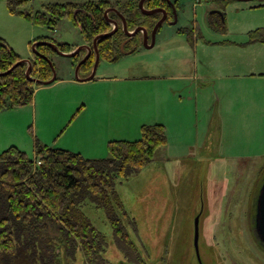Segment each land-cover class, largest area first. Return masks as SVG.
I'll list each match as a JSON object with an SVG mask.
<instances>
[{"label": "rangeland", "instance_id": "rangeland-1", "mask_svg": "<svg viewBox=\"0 0 264 264\" xmlns=\"http://www.w3.org/2000/svg\"><path fill=\"white\" fill-rule=\"evenodd\" d=\"M48 1L31 0L27 7L42 9ZM0 4L1 8L5 4L8 8L5 0H0ZM174 4L177 21L173 23L175 18L166 19L153 47L143 46L124 53L115 61H100L96 77L116 75L120 80L103 83L58 80L59 85L56 79L50 84L35 86L32 103L0 111V153L16 145L35 159L36 143H40L81 151L86 158H107L108 141L137 140L142 136L143 124L165 120L170 121V131L166 130L169 138L181 135L176 114L183 107L181 115L189 116L193 105L179 103L177 95L171 93L175 82L171 75L179 70L193 74L195 61L209 59L216 62L238 57L211 46L192 48L194 44L188 43V34L193 39L197 31L209 34V17L216 11L219 16L223 14L228 36L244 41L249 30L264 28V0H174ZM215 15L213 13L212 18L218 19ZM25 22V25L2 23L3 32L9 37L17 36L19 30H26ZM29 24L36 36L52 37L61 43L83 44L79 26L69 18L62 19L56 30ZM212 33L218 39L228 37L218 31ZM21 45L22 48L17 46L21 53L29 55L31 52ZM257 52L264 57V42L263 46L257 47ZM52 60L59 77L76 79L72 57L53 53ZM85 97L89 100L82 110ZM262 100L259 107L264 111V98ZM181 120L185 125L184 133L188 132L189 137L195 135L198 128L194 122ZM234 132L233 142L225 143L224 149L228 152L229 146L235 153H240L239 156H218L217 132L211 135L206 146L194 148L197 155L171 157L160 148L154 159L139 171L115 179L116 191L126 212L119 215L144 258L142 262L129 259L125 249L118 246L105 210L91 199L85 200L83 210L105 236L103 255L108 264H264V244L258 242L249 219L254 209L252 201H257L264 181V153L242 156L243 152L258 150L260 146L264 151V131L259 136L256 130ZM38 160L41 159H35ZM202 204L205 209L199 212ZM200 213L203 227L199 257L194 245V224ZM255 214L256 207L252 213L254 218ZM49 228L54 236L57 235L54 239L58 253L56 264H87L79 246L71 252L65 246L63 236L54 232L57 229ZM212 230L213 235L210 234ZM17 260L4 257L0 258V264H18Z\"/></svg>", "mask_w": 264, "mask_h": 264}, {"label": "trees", "instance_id": "trees-1", "mask_svg": "<svg viewBox=\"0 0 264 264\" xmlns=\"http://www.w3.org/2000/svg\"><path fill=\"white\" fill-rule=\"evenodd\" d=\"M5 1L12 14L52 30H56L62 19H71L79 26L83 42L91 45L96 36L113 29L105 16L110 7H116L125 15L129 30L144 26L151 32L161 16L160 13L143 14L139 7L140 0H49L42 9L37 10L27 7L31 0ZM162 1L168 8L169 18L173 17L171 6ZM159 5H163L161 0L145 2L148 9ZM108 16L118 21L119 27L113 35L98 41V49L101 60L115 61L124 54L121 44L128 39V35L119 14L110 12ZM218 18L211 21L212 28L226 32L223 14ZM250 39L264 42V28L252 31ZM38 40L52 41L64 52L78 47V44L61 43L47 36L35 38L34 42ZM189 41L192 42L190 35ZM133 47H136V51L143 47L142 32L133 36L125 49ZM37 50L39 54H34L32 59L31 77L40 81L49 80L53 70L44 55L51 59L56 52L47 44H39ZM82 53L72 57L74 65L81 60ZM95 57L93 53L81 65L80 76L91 73ZM22 59L7 40L0 37V72L15 66L9 73L0 75V111L32 103L35 86L41 85L26 75L28 64ZM167 143L165 125L154 123L143 124L142 136L137 140L108 141L107 158H86L80 152L36 143L35 159L42 160L40 165H36L35 159L16 145L4 150L0 153V258L18 259V264H56L58 253L54 239L57 235L49 231V227L53 226L57 229L54 232L63 236L65 246L71 252L76 246L83 250L87 264H108L103 255L105 236L92 224L82 207L85 200L91 199L96 206L105 210L112 223L116 243L125 249L128 258L144 261L119 215L125 212V208L116 191L115 179L139 171ZM252 205L254 209L249 214L251 227L262 244L252 215L256 199Z\"/></svg>", "mask_w": 264, "mask_h": 264}, {"label": "crops", "instance_id": "crops-1", "mask_svg": "<svg viewBox=\"0 0 264 264\" xmlns=\"http://www.w3.org/2000/svg\"><path fill=\"white\" fill-rule=\"evenodd\" d=\"M2 7L3 8L0 6V37L6 39L8 44L23 58L32 60L34 57L32 44L35 38L43 36H36V31L33 29V26H29V23H31L29 20H26L29 22H25L23 17L12 14L6 7V4ZM216 7L219 8L218 6ZM213 13H216L217 17H220L218 16L219 12L214 11ZM212 14H210L209 17L210 27L207 30L209 34L205 33L204 31H197L195 39L191 37L192 42L187 39L188 43L194 44V46L192 45V48H198L200 45H202L204 46L203 49H205L206 46H211L216 47L215 50H221L225 54L235 53L238 57L233 58L231 56V59L229 60L216 62L209 59L195 61L193 62L194 65L192 64V68L194 70L193 74H188L179 70L175 75H171L175 80L174 86L171 87V90L173 91L171 93L177 95L179 103H189V105H193V110L191 113H189V116L188 114L186 117L181 115L183 112V107L179 110L178 115L176 114L177 127L183 133H181V135L177 136L175 139L168 137V143L162 147L164 153L171 157L197 155V152L194 148L197 146H206L210 142L211 135L216 134L217 132L219 134L215 135V138L219 140L218 150L220 153H218V156H222L224 158L234 155L239 156L238 154L240 153H235V151L229 149V146L228 152L224 149L225 143H230V140L231 143L233 142L235 133L234 131L252 132L253 130H256L258 132L257 136H259L261 132L264 131V111L263 109L260 110L259 107V105H262V99L264 98V57L261 55V52H257V47L263 46V42L252 41L250 39L252 31L261 29V27L249 30L247 33L248 37L244 41H239L235 38L229 37L227 29L226 32L213 29L211 26V21H215L217 19H213ZM24 22L30 27V29L27 26L26 30H19L17 36L9 37L3 32L2 23H16L18 25H25ZM212 31H218L219 33L223 34L224 36L227 35L228 37L218 39L214 37V33H212ZM12 42L15 43L13 44ZM16 43L18 45H16ZM21 44H24L25 48L31 52L29 55L27 52L21 53L22 51L17 47L20 46V48H22ZM229 56L230 55H226V57ZM58 77L59 75L57 74V78ZM113 79L120 80V78H117L116 75L114 77L109 75H101L96 77L95 75L92 81L103 83L110 82ZM58 80L60 82L71 81V83H74V81H77L78 83H89L87 81H91L63 77H59L57 82ZM57 84L60 85L59 82ZM83 100L84 103L82 105L83 107L81 108L82 110L87 107V100H89V98L85 97ZM181 118L184 120H192L194 122L198 128L195 135L190 134L191 136L189 137L186 134L188 132L184 133L183 130L185 125L184 122L182 123ZM169 122V120H165L154 123L164 124L166 130L169 132ZM200 126H202V129H200ZM212 141H214V139ZM243 153L244 155L242 156L261 155L264 153L263 146H260L258 150L251 149ZM204 209L205 204H202L199 212H203ZM198 215H200L199 235L201 239V228L203 227L201 224L202 213ZM210 234L213 235V230Z\"/></svg>", "mask_w": 264, "mask_h": 264}, {"label": "water", "instance_id": "water-1", "mask_svg": "<svg viewBox=\"0 0 264 264\" xmlns=\"http://www.w3.org/2000/svg\"><path fill=\"white\" fill-rule=\"evenodd\" d=\"M147 0H140L139 1V7L141 9V11L143 12V14L145 15H153V14H157V13H162V17L157 21V23L155 24V26L153 27L152 31H151V40H150V35H149V31L144 27V26H138L133 30H129L128 26H127V21H126V17L125 15L119 11L116 7H112L106 10L105 12V16L108 19V21L110 23L113 24V29L110 30L109 32H105V33H101L98 36H96L94 38L93 41V47H91L88 44H83L78 46L77 48H75L74 50L70 51V52H64L62 50H60L58 44L52 42V41H48V40H38L36 42H34V44L32 45V51L34 54H39L38 50H37V46L39 44H47L50 45L58 54L63 55V56H68V57H74L78 52H80L83 49H86L88 51V53L85 55V57L78 62V64L76 65V69H75V77L78 80H92L97 72L100 60H101V56H100V52L98 49V41L102 38L108 37L113 35L119 27V22L110 18L108 15L110 13V11L116 12L117 14H119V16L122 18L123 21V28L125 33L129 36L132 37L134 36L136 33H138L139 31L143 32L144 34V39H143V44L145 47L151 48L155 45L156 43V36H157V32L160 29V27L164 24V22L166 21V19L168 18V11L167 9L163 8V7H157V8H152V9H148L145 6V2ZM245 1H249V0H245ZM170 3L172 4V8H173V14H174V21L173 23H175L177 21V8L174 4L173 1L170 0ZM128 40H125L122 45H121V50L124 53H130V51H126L125 50V45L127 43ZM92 48L95 49L96 51V60L93 66V70L92 73L87 76V77H81L80 76V67L82 65V63H84L89 57H90V53L92 52ZM44 57L46 59L49 60L51 66H52V70H53V76L51 79L46 80V81H40L37 78L31 77V69H32V60L31 59H27L24 58L22 59V62H25L28 64V68L26 70V75L33 79L36 83H41V84H50L52 82H54L57 79V71H56V67L54 65V62L52 61V59H50L48 56L44 55ZM17 65V64H16ZM15 66H13L11 69H9L6 72H0L1 74H7L9 73ZM255 229L258 233V236L261 240V242H263L264 244V181L261 185L260 188V192L256 201V214H255ZM194 245H195V249L197 252V255L200 257V249H199V216L196 217L195 219V238H194Z\"/></svg>", "mask_w": 264, "mask_h": 264}, {"label": "flooded vegetation", "instance_id": "flooded-vegetation-1", "mask_svg": "<svg viewBox=\"0 0 264 264\" xmlns=\"http://www.w3.org/2000/svg\"><path fill=\"white\" fill-rule=\"evenodd\" d=\"M171 1L174 2V0H171ZM161 4H163V5H159V6H157V7H163V8H165V9H167V11H168V8L164 6V1L161 0ZM165 4H169V5L171 6V8H172V4L170 3V0H165ZM157 7H156V8H157ZM110 8H112V7H110ZM108 9H109V8H108ZM110 12H113V11H110ZM172 12H173V8H172ZM160 15H161V16H160V18H161V17H162V13H160ZM160 18H159V19H160ZM170 18H174V14H173V17H170ZM168 19H169V11H168ZM148 31H149V30H148ZM151 31H152V30H151ZM158 31H159V30H158ZM139 32H141V31H139ZM157 33H158V32H157ZM136 34H137V33H136ZM136 34H135V35H136ZM135 35H134V36H135ZM149 35H150L149 38H150V40H151V32H150V31H149ZM132 37H133V36H132ZM132 37H129V36H128V39H126V40H128L127 43L129 42V40H130ZM156 37H157V36H156ZM142 38L144 39V34H143V32H142ZM123 42H124V41H123ZM123 42H122V43H123ZM127 43H126V44H127ZM83 44H88V43L83 42ZM83 44H82V45H83ZM88 45H90L91 47H93V45H91V44H88ZM121 45H122V44H121ZM78 46H80V45H78ZM125 46H126V45H125ZM143 46H144V44H143ZM125 50H126V49H125ZM54 51H55V50H54ZM126 51L134 52V51H136V47H133V48L128 49V50H126ZM55 52H56V51H55ZM82 52H83V53H82ZM56 53H57V52H56ZM78 53H82V54H83V57L81 58V60H82V59L85 57V55L88 53V51H87L86 49H83V50H81V51L78 52ZM78 53H77V54H78ZM93 53H95V55H96V51H95L94 48H92V52L90 53V57L92 56ZM90 57H89V58H90ZM89 58H88V59H89ZM51 59H52V58H51ZM88 59H87V60H88ZM81 60H80V61H81ZM87 60H86V61H87ZM95 60H96V57H95ZM80 61H79V62H80ZM94 63H95V62H94ZM77 64H78V63H77ZM82 64H83V63H82ZM93 66H94V64H93ZM80 68H81V67H80ZM92 70H93V68H92ZM91 73H92V71H91ZM91 73H90V74H91ZM90 74H89V75H90ZM89 75H88V76H89ZM81 77H82V76H81ZM84 77H87V76H84ZM198 216H199V218H200V215H198ZM199 220H200V219H199ZM194 227H195V224H194ZM199 231H200V227H199ZM194 238H195V234H194ZM199 241H200V235H199Z\"/></svg>", "mask_w": 264, "mask_h": 264}, {"label": "built area", "instance_id": "built-area-1", "mask_svg": "<svg viewBox=\"0 0 264 264\" xmlns=\"http://www.w3.org/2000/svg\"><path fill=\"white\" fill-rule=\"evenodd\" d=\"M42 163V161L41 160H38L37 162H36V165H40Z\"/></svg>", "mask_w": 264, "mask_h": 264}]
</instances>
